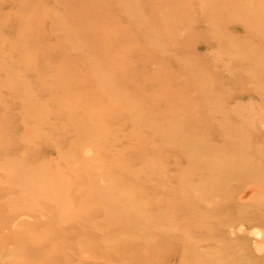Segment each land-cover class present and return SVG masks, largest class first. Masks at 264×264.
Returning <instances> with one entry per match:
<instances>
[{"label":"rangeland","instance_id":"374dc122","mask_svg":"<svg viewBox=\"0 0 264 264\" xmlns=\"http://www.w3.org/2000/svg\"><path fill=\"white\" fill-rule=\"evenodd\" d=\"M0 264H264V0H0Z\"/></svg>","mask_w":264,"mask_h":264}]
</instances>
